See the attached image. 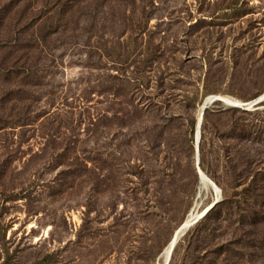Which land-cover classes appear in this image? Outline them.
<instances>
[{
	"label": "rangeland",
	"instance_id": "rangeland-1",
	"mask_svg": "<svg viewBox=\"0 0 264 264\" xmlns=\"http://www.w3.org/2000/svg\"><path fill=\"white\" fill-rule=\"evenodd\" d=\"M263 92L264 0H0V264H264Z\"/></svg>",
	"mask_w": 264,
	"mask_h": 264
},
{
	"label": "bare ground",
	"instance_id": "bare-ground-1",
	"mask_svg": "<svg viewBox=\"0 0 264 264\" xmlns=\"http://www.w3.org/2000/svg\"><path fill=\"white\" fill-rule=\"evenodd\" d=\"M215 97H217V101H220V102H228L230 103L231 105H236L237 107L240 105V106H244V105H247L245 102H239V101H235V100H230L229 98H225L224 96H220V95H213ZM264 96V92L258 96V97H262ZM212 96H210L209 98H207V100H204L203 103L201 104V107L199 108V113H198V116H197V122H196V131L198 129V124H199V120H200V116H201V112H202V109H203V106L206 102H209L210 99H211ZM249 105V104H248ZM199 130H200V127H199ZM200 133V131H199ZM195 137H198L197 133L195 134ZM197 172L201 178V183L202 184H206L208 185L209 187H211L215 192L218 190V188L216 187V185L206 176L204 175L200 169L197 167ZM203 213V212H202ZM201 213V214H202ZM200 213L197 214V215H193V214H189L187 215V217L182 221V223L179 225V227L175 230V232L173 233V236L172 238L170 239L169 243L167 244L166 248L164 249V252H163V257H164V264L166 263V260H167V257L171 251V246H172V243L174 242L175 239H177L179 237V235L185 231L189 226H191L193 223H191L195 217L197 216H200L201 215Z\"/></svg>",
	"mask_w": 264,
	"mask_h": 264
},
{
	"label": "water",
	"instance_id": "water-1",
	"mask_svg": "<svg viewBox=\"0 0 264 264\" xmlns=\"http://www.w3.org/2000/svg\"><path fill=\"white\" fill-rule=\"evenodd\" d=\"M215 101H217V97L215 96H212L210 101L209 102H206L203 106V109H202V112H201V116H200V120H199V124H198V129L196 131L198 137H196V144H195V148H196V162H195V167L197 168L198 167V150H197V144H198V139H199V127H200V124H201V121H202V116H203V113H204V110L207 109L212 103H214ZM264 101V96L262 97H258L256 98L255 100L253 101H250L248 102L249 103V107L247 109V107L243 108L245 110H251V109H257V108H261V106H258L260 103H262ZM240 108H242V106H238ZM217 203V200H215L205 211H203V213L200 215V216H197L195 217V219L191 222L193 223L195 220H198L202 215H204L210 208H212L214 206V204ZM183 234V233H182ZM182 234L179 235V237L177 239L174 240V242L172 243V246H171V251L167 257V260H166V263H168L169 261V258H170V255H171V252L175 246V244L177 243L178 239L180 238V236H182Z\"/></svg>",
	"mask_w": 264,
	"mask_h": 264
},
{
	"label": "trees",
	"instance_id": "trees-1",
	"mask_svg": "<svg viewBox=\"0 0 264 264\" xmlns=\"http://www.w3.org/2000/svg\"><path fill=\"white\" fill-rule=\"evenodd\" d=\"M263 102H264V101H263ZM263 102H262V103H263ZM260 104H261V103H260ZM258 106H260V105H258ZM203 114H204V113H203ZM202 117H203V116H202Z\"/></svg>",
	"mask_w": 264,
	"mask_h": 264
}]
</instances>
